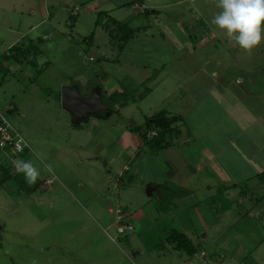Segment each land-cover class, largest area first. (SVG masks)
Listing matches in <instances>:
<instances>
[{
	"label": "rangeland",
	"instance_id": "374dc122",
	"mask_svg": "<svg viewBox=\"0 0 264 264\" xmlns=\"http://www.w3.org/2000/svg\"><path fill=\"white\" fill-rule=\"evenodd\" d=\"M217 11L211 0H0V110L30 146L23 156L0 148V264H31L33 258L38 264H240L248 251V261L256 258L255 246L260 249L264 239V201L244 200L242 188L228 191L221 181L196 188L201 175L188 180L194 201L172 206L182 193L173 181L151 197L147 189L148 177L169 180L165 154H143L142 174L134 178L138 163L117 147L123 130L133 122L142 126L151 108H172L158 90L139 99L147 88L177 84L179 70L218 68L231 81L244 74L240 69L258 68L255 79L264 83V43L251 55L240 50L211 24ZM115 20L135 31L124 45ZM16 45H26L30 54L19 62L1 58L16 54ZM147 78L153 79L144 84ZM86 85L114 88L115 104L130 100L120 107L123 129L111 102L96 116L107 120L93 124L77 122L65 110L63 90L80 87L83 93ZM101 139V159H89ZM75 142L88 147L76 150ZM119 153V162L110 165ZM18 158L41 169L35 185L15 172L12 161ZM122 162L132 171L118 184ZM44 163L53 165L54 176ZM142 210L157 223H133L130 214ZM126 225L134 230L119 234ZM175 231L197 254L176 249ZM257 255L264 262V246Z\"/></svg>",
	"mask_w": 264,
	"mask_h": 264
},
{
	"label": "crops",
	"instance_id": "0c3cea01",
	"mask_svg": "<svg viewBox=\"0 0 264 264\" xmlns=\"http://www.w3.org/2000/svg\"><path fill=\"white\" fill-rule=\"evenodd\" d=\"M39 4L41 9L45 7V2ZM33 14L36 12L34 11ZM34 28L35 26L32 29ZM17 46L19 47L17 48ZM22 46L16 45L14 49H27L26 45ZM241 70L239 72L244 74H239L235 80L231 81L227 80V74L222 75L218 68L212 71L205 68L193 71L179 70L180 79L171 88L163 89V86L147 88L145 93L140 95L139 100L142 102L150 97L155 90H158L160 91L159 95L163 93V99L173 101L172 108L167 107L162 111L151 108V113L147 119L161 112H166L170 118H179L172 130L165 134V144L168 146L164 150H155L146 144L139 134L132 131L134 128L143 127L146 121L142 126L133 122L118 136L117 147L120 148V153L131 155V163L133 162L134 165L136 162L138 163L134 168V178L142 174L143 159L139 158L143 154L146 152L165 154V161L168 166L165 173L168 174L169 180L148 177V188L150 187L152 190L151 196L156 192L161 193L163 188H167L168 182L171 180L177 188L182 190V193L175 194V197L178 196V198L175 202H171V205H181L187 201L191 203L194 201V194L189 187L188 180H194L202 175V179L196 182V188L201 185V182L206 184L209 180H214L216 183L221 181L226 190L233 191L242 188L243 191L240 194L245 197L244 200L250 198L251 202L256 201V203L260 204L261 202L262 204L264 201V83H258V80L255 79L254 74L259 75L261 73L258 68L247 72ZM152 79L147 78V82L144 84L151 83ZM97 90L101 93L104 105V109L98 114L101 115L109 110L105 104L109 106L108 102H114V93L110 94L114 88L103 89L99 87L94 90V88L86 85L83 93L79 92L84 98H90ZM126 94V90L118 93L119 98H124ZM124 100L118 99L116 104L111 102L114 104L112 106L115 110L118 107L119 111L116 112L120 115L118 122H121L122 129L126 119L121 116L120 110L130 105V100L125 98ZM161 101L159 106H161ZM90 116L92 117L89 118ZM90 116L85 120H89L91 124L107 120V116H100L102 119L96 118L97 115ZM70 127L84 129L81 126L71 125ZM88 136L92 135L89 134ZM96 143L98 152H91L89 159L99 161L105 146H103L102 139ZM86 144L76 143L74 148L82 151L88 147ZM120 153L112 157V160L109 161L110 165L119 162ZM106 154H104L105 159ZM80 161L81 163L85 162L83 158ZM122 164L124 167L119 171L118 184L123 181L122 178L126 173L132 171L129 170V165L123 162ZM81 187L84 188V185L81 184ZM212 188L213 185L208 187L209 190ZM175 211H178V208ZM130 215L133 223L141 222L146 218L153 219L149 216L150 213L148 214L143 210ZM250 218H256V216L253 214ZM263 218L264 215L260 217L261 220ZM153 220L155 221L154 224L158 221L156 218ZM260 244L262 248L264 239ZM255 247L256 258L248 261L252 254V251H248L249 257L245 255L244 261L240 264H264L260 256L257 255L261 248H257V245ZM135 254L140 255L139 252H136L133 254L134 257H136ZM132 257L129 256L128 258L131 260ZM119 258L120 256L115 257L114 261ZM112 259L113 255L109 253L106 260L111 262Z\"/></svg>",
	"mask_w": 264,
	"mask_h": 264
},
{
	"label": "clouds",
	"instance_id": "9594fccd",
	"mask_svg": "<svg viewBox=\"0 0 264 264\" xmlns=\"http://www.w3.org/2000/svg\"><path fill=\"white\" fill-rule=\"evenodd\" d=\"M218 11L211 24L223 32L226 38L238 48L251 55L253 50L264 43V0H211ZM43 161V157H41ZM17 174H22L25 182L33 186L41 178V169L31 160L12 161ZM44 171L55 175L52 164L44 163ZM31 264H38L32 259Z\"/></svg>",
	"mask_w": 264,
	"mask_h": 264
},
{
	"label": "trees",
	"instance_id": "16d2710c",
	"mask_svg": "<svg viewBox=\"0 0 264 264\" xmlns=\"http://www.w3.org/2000/svg\"><path fill=\"white\" fill-rule=\"evenodd\" d=\"M115 24L118 25V30H120V33L123 34L124 38L121 41H124V45L133 38L135 31L132 28H129L128 25L119 23L116 20ZM123 45H121L120 47L121 51H123ZM16 51V54L13 53L12 56L4 55V57L6 59L13 57L16 61L19 62L20 57H27V54H30L28 49H16ZM0 66L3 67V64H0ZM178 120L179 118H170L168 117L166 112H161L151 118H148L143 127L134 128L132 129V131L139 134L144 142L155 150H164L168 146L167 144H165V134L166 132L172 130L174 124L178 122ZM153 133H156V136H151ZM173 237V241L177 242L176 249L181 252H185L190 256L197 254V249L190 243L183 232L175 231Z\"/></svg>",
	"mask_w": 264,
	"mask_h": 264
},
{
	"label": "water",
	"instance_id": "95a60500",
	"mask_svg": "<svg viewBox=\"0 0 264 264\" xmlns=\"http://www.w3.org/2000/svg\"><path fill=\"white\" fill-rule=\"evenodd\" d=\"M62 104L77 122L85 120L90 115H98L104 109L99 90L95 91L90 98H84L78 88H65L62 94ZM148 189V195L151 196L152 190L150 187Z\"/></svg>",
	"mask_w": 264,
	"mask_h": 264
},
{
	"label": "built area",
	"instance_id": "2783aa9c",
	"mask_svg": "<svg viewBox=\"0 0 264 264\" xmlns=\"http://www.w3.org/2000/svg\"><path fill=\"white\" fill-rule=\"evenodd\" d=\"M2 84L0 83V92ZM13 110V107L8 108V111ZM151 136H156L153 133ZM0 148L9 149L18 156H23L30 148L29 143L25 140L22 134L16 130L5 116V113L0 110ZM122 212V211H121ZM119 220L124 219V211L120 213ZM130 219V218H129ZM128 219V220H129ZM134 230V228H128V225L121 226L118 230L119 234H126L128 231Z\"/></svg>",
	"mask_w": 264,
	"mask_h": 264
}]
</instances>
